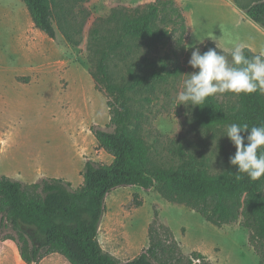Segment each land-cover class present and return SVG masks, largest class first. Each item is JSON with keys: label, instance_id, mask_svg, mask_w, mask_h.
<instances>
[{"label": "rangeland", "instance_id": "1", "mask_svg": "<svg viewBox=\"0 0 264 264\" xmlns=\"http://www.w3.org/2000/svg\"><path fill=\"white\" fill-rule=\"evenodd\" d=\"M155 1H70L75 13L84 10L79 17L84 24L82 33L70 42L61 32L53 40L38 30L22 0H0V175L27 184L59 178L77 189L84 185L88 160L106 165L113 162L92 132L96 126L105 128L111 120L109 99L96 88L93 77L98 52L104 37H109L112 23L108 18L116 9L133 10ZM174 1L187 19L184 49L171 40L150 52L159 66L163 61L168 70L179 66L183 73L165 75L166 80L138 88L131 94L132 110L153 160L165 167L176 166L183 150L206 157L210 172L219 174L236 152L226 136L227 127L200 125L194 107L177 106L176 97L186 74L194 71L188 64L194 48L203 51L214 45L231 53L234 44L242 43L260 54L264 29L240 8L256 0ZM97 29L99 33L94 34ZM128 65L116 59L110 62L117 82L128 79ZM106 204L99 241L121 262L145 252L153 234L163 244L157 260L163 264H261L243 218L217 227L197 212L167 202L158 189L146 191L137 186L115 189ZM12 244L14 259L2 257L0 247V264H26ZM199 254L203 258L198 259ZM61 260L66 259L59 255L42 264Z\"/></svg>", "mask_w": 264, "mask_h": 264}, {"label": "trees", "instance_id": "2", "mask_svg": "<svg viewBox=\"0 0 264 264\" xmlns=\"http://www.w3.org/2000/svg\"><path fill=\"white\" fill-rule=\"evenodd\" d=\"M22 1L35 27L49 38L56 40L61 32L73 42L82 33L84 24L79 17L84 10L75 13L69 2L85 0ZM240 8L264 29V0ZM108 23L112 28L107 30L109 37H104L105 44L98 52L93 77L96 88L109 99L111 120L105 128L96 126L92 132L113 162L106 165L88 160L83 170L84 185L77 189L59 178L27 184L0 175V241H13L26 264H40L55 253L70 264H163L157 261L163 244L153 234L150 247L126 262L106 252L99 241L108 195L122 186H137L146 191L158 189L167 202L185 206L217 227L243 218V226L251 230L250 243L264 264V176L251 180L229 162L221 173L212 174L206 157L183 150L176 166L165 167L153 160L132 110L131 94L138 88L166 80L165 75L179 77L183 73L179 66L168 70L163 61L159 66L150 52L171 40L184 49L188 25L183 10L174 0H156L133 10L116 9ZM211 46L232 61L231 53ZM206 51L205 47L201 53ZM244 54L248 58L258 55L250 48H245ZM114 59L129 64L125 82H117L110 70ZM220 97L211 96L201 107H194L200 125L264 126V94L225 93ZM241 135L246 137L248 133ZM198 257L203 258L200 254Z\"/></svg>", "mask_w": 264, "mask_h": 264}, {"label": "clouds", "instance_id": "3", "mask_svg": "<svg viewBox=\"0 0 264 264\" xmlns=\"http://www.w3.org/2000/svg\"><path fill=\"white\" fill-rule=\"evenodd\" d=\"M244 49V44H234L229 63L215 48L203 53L194 48L188 61L194 71L183 80L182 90L176 97L177 106L201 107L207 98L216 94L247 95L257 91L264 94V51L248 58ZM245 132L246 137L241 135ZM226 136L236 148L229 163L237 166L238 173H245L254 181L264 176V126L249 128L247 123H232L227 126Z\"/></svg>", "mask_w": 264, "mask_h": 264}, {"label": "crops", "instance_id": "4", "mask_svg": "<svg viewBox=\"0 0 264 264\" xmlns=\"http://www.w3.org/2000/svg\"><path fill=\"white\" fill-rule=\"evenodd\" d=\"M12 243H14V242L13 241H0L2 257L6 256L7 260L9 258H10V260L14 259L15 248H14ZM59 255L60 254H58V253H55V254H52V255L50 254V256L45 258L40 264L49 261L51 258L59 257ZM59 264H70V262L66 259V260H61V263H59Z\"/></svg>", "mask_w": 264, "mask_h": 264}]
</instances>
